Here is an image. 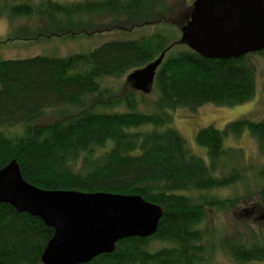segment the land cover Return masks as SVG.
Instances as JSON below:
<instances>
[{"label": "trees", "instance_id": "obj_1", "mask_svg": "<svg viewBox=\"0 0 264 264\" xmlns=\"http://www.w3.org/2000/svg\"><path fill=\"white\" fill-rule=\"evenodd\" d=\"M0 2L7 4L9 19L37 23L34 28L21 23L20 28L43 38L170 20L165 0ZM102 17L107 22L99 23ZM164 37L154 33L114 39L62 57L0 60V169L15 160L23 179L42 189L138 194L162 208L153 235L123 238L111 253L81 264H208L201 226L208 211L229 209L243 198L210 191L253 181L252 192L264 209V165H244L242 152L223 145L225 137L239 138L247 130L264 156V120L239 119L223 130L212 125L198 129L196 143L206 149L208 162L188 150L176 129L164 127L176 109L193 114L205 104L229 106L252 99L255 53L210 59L188 47L176 51L174 42ZM163 51L153 81L155 111L135 109L138 101L129 83L128 90L114 95L102 87L104 77H121ZM120 104L129 111L95 109ZM48 118L52 120L45 122ZM52 234L39 217L0 203V264H42L41 253ZM221 242L239 264L264 260L262 230L255 234L246 224Z\"/></svg>", "mask_w": 264, "mask_h": 264}, {"label": "water", "instance_id": "obj_2", "mask_svg": "<svg viewBox=\"0 0 264 264\" xmlns=\"http://www.w3.org/2000/svg\"><path fill=\"white\" fill-rule=\"evenodd\" d=\"M180 25V42L210 59L239 58L264 50V0H194ZM164 51L127 77L148 92ZM0 203L39 217L53 229L42 264H81L111 253L123 238L149 237L161 206L138 194L47 190L25 181L15 160L0 169Z\"/></svg>", "mask_w": 264, "mask_h": 264}, {"label": "rangeland", "instance_id": "obj_3", "mask_svg": "<svg viewBox=\"0 0 264 264\" xmlns=\"http://www.w3.org/2000/svg\"><path fill=\"white\" fill-rule=\"evenodd\" d=\"M8 1L7 3L21 2V0ZM56 1L64 2L73 0ZM165 1L167 6L166 15L170 18L167 23L148 24L133 28L113 29L94 33L86 31L84 34L73 37L51 36L48 38L39 37L36 34L32 35L30 32L28 33L26 30L21 29V23L32 25V27L28 28H34L37 23H33L32 20L26 21L22 18L9 19L5 8L7 4L0 2V60L28 58L35 55L62 57L71 53L90 51L109 40L139 39L140 37L149 36L154 33H163V36H165L164 39H167L168 42L173 41L172 49L175 48L176 51L187 49L186 44L180 42V25L181 20L185 18L194 0ZM184 20L182 24L185 23ZM104 21L107 22L103 17L99 19V23ZM98 29L94 28V30ZM26 35L29 37L24 38L23 36ZM251 60L255 67V93L252 99L244 103L229 106L205 104L193 114L184 109H176L171 111V122L164 126L176 129L185 140L188 150L192 154L202 158L205 162H208L207 151L204 147L199 146L195 139L198 129L212 125L219 130H223L228 123L239 119H248L251 121L264 120V52L261 54H253ZM130 72H127L121 77H104L101 83L102 87L109 89L111 95L122 93L124 89L128 90L127 77ZM135 94L138 101L135 107L136 110L142 112H153L156 110L157 92L153 84L150 86L148 92L144 93L135 90ZM95 109L108 112L129 111V107L125 104H120L112 108L99 105ZM45 120H47L45 122H49L52 119L48 118ZM146 128H151V126H147ZM141 129H144V127ZM223 145L224 147H233L239 152H242L244 165H246L245 161L247 163H254V165L256 164V167L264 165V156L260 155L256 141L247 130L239 138L232 136L225 137ZM249 172L252 174L251 170ZM249 182L248 184L246 183L247 186L239 182L235 186L219 188L209 192L218 197L242 196L243 198H239L236 206H230L229 209L223 211H208L207 217L201 225L206 233L205 245L207 252L205 258L208 264H239L224 249L221 242L223 238L232 239L238 228L243 231V228L247 224L255 234L259 230L264 231V214H258L259 212L261 214L264 213V209L262 210V208L258 207L259 203L256 192H252L253 181ZM248 188L250 190L249 192L252 193L250 196L246 192ZM157 244L156 241L153 243L155 246ZM245 264H264V260L251 261Z\"/></svg>", "mask_w": 264, "mask_h": 264}]
</instances>
